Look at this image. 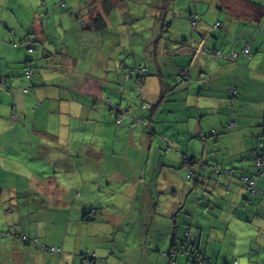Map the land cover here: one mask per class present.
Instances as JSON below:
<instances>
[{
    "label": "crops",
    "instance_id": "1",
    "mask_svg": "<svg viewBox=\"0 0 264 264\" xmlns=\"http://www.w3.org/2000/svg\"><path fill=\"white\" fill-rule=\"evenodd\" d=\"M53 1L56 4L50 10L48 0H0V217L11 209L6 204L15 207L19 198L34 199L31 202L62 213L68 231L73 211L78 222H91L88 215L100 210L99 205L116 208L113 197L117 195L130 208L95 215L93 222L105 221L100 224L111 229V237L120 224L125 230L122 220L134 215L137 204L139 214L133 220L142 236L149 232L151 238L147 249L138 242L130 254L120 245L121 257L108 249L115 245L101 249L95 254L104 259L102 264L143 263L144 251L157 252L160 240L168 239V250L181 244L185 224L189 225L187 240L198 243L200 254L195 255L202 259L214 264H264V157L258 175L253 156L242 163L235 160L237 155L250 154L255 139L264 138L263 0H197L201 8L192 5L176 24L166 22V4L175 0L162 4L151 0L157 21L142 44L141 56L150 62L144 65L149 74L140 93L127 75L137 65L113 58L106 50L113 44L126 58V51L108 37L107 30L115 12L134 13L133 0H64L63 9L60 0ZM165 5L166 16L161 20ZM51 11L58 24L54 34L48 31ZM191 13L195 28L189 21ZM97 14L103 26L93 21ZM175 14L179 15L173 10ZM192 39L202 49L196 58L186 46ZM146 44L151 48L146 49ZM244 44L253 52L248 61L226 64L204 51L239 50ZM178 46L185 49L178 50ZM161 57H168L167 70L160 64ZM179 66L188 71L179 74ZM161 69L166 70L164 79ZM162 86L167 87L163 97ZM231 88L238 91L234 99L228 94ZM107 103H120L133 119H145L143 132L136 133L137 142L132 143V132L117 133L120 126L115 127ZM149 111L155 125L147 122ZM232 111L238 114L236 132L225 128ZM97 120L110 128L108 146L106 137L102 139L96 131ZM25 125L30 128L25 130ZM202 137L207 140L203 142ZM176 147L207 162H217V156L224 153L227 158L218 161L219 167L248 165L243 173L255 180L258 196L248 199L237 178L214 174L212 180L196 175L198 181L183 184ZM209 168L194 167L196 172ZM235 171L239 176L241 171ZM18 172L19 183L14 180ZM165 183L175 189L173 198H166L171 192L165 194ZM105 199L111 201L109 207L103 205ZM239 228L250 234L247 240L239 238ZM178 256L192 264L186 253L180 251Z\"/></svg>",
    "mask_w": 264,
    "mask_h": 264
},
{
    "label": "rangeland",
    "instance_id": "2",
    "mask_svg": "<svg viewBox=\"0 0 264 264\" xmlns=\"http://www.w3.org/2000/svg\"><path fill=\"white\" fill-rule=\"evenodd\" d=\"M196 2L197 0H175L174 2H169V4L167 3L166 5L169 6V14L166 17V22L169 23V21H173L174 24L178 23V18H184L185 16H187L189 8L192 9V5H195ZM67 3H69V1H67L66 4ZM162 3L163 0H161V4ZM54 4H56L55 1L48 0L50 10H52V8L55 6ZM59 5L61 6V9H63V6L65 4L63 2V5ZM166 5L164 10L162 11L161 20H164V17L166 16ZM131 6L134 13L126 12L125 14H122L121 12H115L113 17L109 20L107 30L108 37L112 39L115 44H119L118 46L122 47L126 51V58H124L125 53L121 51V48L119 50H116L113 44H110L106 48V50L107 53L113 56V58H123L124 62H127L129 65L136 64L138 66L142 65L143 62H150L149 59L142 58L141 50L143 42L152 35L153 24L157 21V19L152 15L153 6L151 0H133L131 1ZM196 6L197 8H201V5L199 3H197ZM173 10L178 12L179 15L175 14L173 16ZM215 14L220 15L217 12ZM55 18L56 17H54V13L51 11L49 13L48 31L53 34L54 27L58 26V24L55 22ZM59 20L60 14H58V21ZM220 20L222 23L226 22L224 18H220ZM215 26H217V24ZM168 62V57H161L160 64L161 66H166V70ZM83 63L84 62L82 60V64ZM113 66L114 64L110 63L108 69L112 70ZM166 70H160L162 79H164L166 75ZM160 114L163 118L164 111ZM168 116L169 115L166 114V118ZM101 122L98 121V123L96 124V131L102 136V139L106 137L107 140L105 142V146H108V135L111 134L110 128L107 124ZM135 122L138 123H134L132 125L131 122H129L128 124H125V121L120 122V127L118 126L120 130L118 129L117 132L118 134L123 135L125 134V132H127L128 134L132 132V143L137 142L138 139L136 137V133L141 132V130L143 132V127H145V125L141 124L143 126L142 127L138 120H135ZM28 128H30V125H25V130H27ZM129 128H131V130ZM117 143L120 146L122 140L118 138ZM38 165L42 168L40 164ZM40 167H38V169H40ZM34 168L35 166L33 167V170ZM19 175V172L16 173V178L14 179H17V183L20 182ZM165 188L166 190H170L167 183H165ZM101 190H105V188ZM110 190L115 192L114 189ZM145 190L148 191L146 192L149 195L147 186ZM124 192H126V189L124 190ZM96 196H98L96 199H99V195L96 194ZM33 197L35 196H32L31 198ZM37 199L39 200V197ZM113 199H115L116 201V208L114 210H109L99 205L100 210H93L96 215H113L115 213L125 211L126 206L130 208V203H127V201L123 197L115 195ZM31 200L34 199L26 200L19 198L18 203L15 205V207L6 204V207H9L11 209L8 213L0 217V264H80V254L91 255L92 253L96 252L100 254V250L104 249L107 246L115 245V247H108V249L115 250V254L118 257L122 256L119 248V246L122 244H124V250L127 251L128 254H130L131 250L137 246L138 242H143L145 244V249L148 248V246H146V243H148L151 238L150 233L146 232L142 236L141 231H138L139 224L136 220H133V217L139 214V206L137 204L133 206L135 207V209L133 210L134 215L130 219L122 220V225L125 227V230L120 229V224V228H115L113 235L110 237L108 236V234L111 233V229H107L104 224H100V222H102L103 220L94 222H78L77 219H74L77 215L76 211H73L71 213L69 228L68 231H65L64 221L61 220V217L63 215L62 213L55 211L52 207L46 204H43V206H39L35 204L36 202H31ZM110 204L111 201H109V199H105V201H103V205L109 207ZM103 222L105 223V221ZM240 226L243 227L244 224H240ZM252 231H255V229H252ZM249 235V233H246L241 229L239 238H241V240H247ZM23 236L28 239L35 238L34 243L32 242L24 244L22 242ZM152 238L154 237L152 236ZM108 239H110V241ZM254 242L256 243V241ZM76 246H78V248H76ZM157 247V252H147V250H145L143 254V263L139 264H167L168 257H165L164 253L168 251V239L160 240ZM109 253L110 252L107 251V253H105V256ZM100 257L101 256L98 255L97 259H100ZM181 259L182 258L178 256L175 264H186L185 260L183 259L182 261ZM127 264H131V261H128ZM240 264L247 263L241 262Z\"/></svg>",
    "mask_w": 264,
    "mask_h": 264
},
{
    "label": "trees",
    "instance_id": "3",
    "mask_svg": "<svg viewBox=\"0 0 264 264\" xmlns=\"http://www.w3.org/2000/svg\"><path fill=\"white\" fill-rule=\"evenodd\" d=\"M63 2L64 0H60V4L63 5ZM263 3H264V0H263ZM257 4V6H260L262 5V3H260V5L258 3H255V5ZM162 17V15H161ZM189 21H190V24L192 26V28H195L196 27V18H195V15L194 14H190L189 15ZM98 26H103L104 25V21H103V18L102 16L100 15H96V17L94 18L93 20ZM195 21V22H194ZM80 26H84V21L80 19ZM194 22V25H192ZM219 25V23L217 24V26ZM215 26V27H217ZM262 40V38H261ZM264 41V40H262ZM187 47L190 48V50H192V53L194 55V58H196L198 56V52L199 50H202V49H197V46H196V43L194 41V39L192 40H189L188 44L186 45ZM146 49L148 48H151V45L150 44H146L145 45ZM248 48V50L245 52V48ZM29 48V47H28ZM178 50H183L185 49L184 47H181V46H178L177 47ZM206 54H209L211 55L212 57H214L215 59L217 60H220L226 64L228 63H235V62H241V61H248L249 59H251L252 57V48L250 47L249 44H244L241 46V48L239 50H229L227 52H223L221 50H217V49H206L204 50ZM150 52H148V56L150 55L149 54ZM182 61H184V58L182 56ZM184 65V62H180ZM144 64L142 65H139V66H136L135 68H130L128 70V77L129 78H132L135 82V86L136 88L139 90V93L141 92V86L144 87L143 85V81L144 79L146 78V76H148V71H147V67L144 66ZM180 67V66H179ZM181 71L179 72V74L181 72H184V71H188L187 68L185 67H180ZM165 92H167V87L162 86V97L165 94ZM229 96L231 99H234L238 96V91L234 88H231L229 91ZM164 94V95H163ZM139 99H141V95H139L138 97ZM161 100V99H160ZM122 101V100H121ZM160 102V101H159ZM108 105V108L110 110V112L114 115V125L116 128L120 125V122H124V121H127L128 123L131 122L132 125L134 124L135 120H133L132 116L129 114V111L127 110V108H123L121 107V104L120 103H116L114 106H111V104L107 103ZM146 107L143 106V109H145ZM152 114L153 113H150V111L148 112L147 114V122L148 124H152V125H155V123H153V117H152ZM154 115V114H153ZM156 116V115H155ZM237 112L236 111H232L231 114H230V119L228 121V123L226 124V129L227 130H230L233 132H236L237 131ZM138 123V122H136ZM139 123L140 125L144 123L146 124V121L145 119H140L139 120ZM226 132V131H225ZM214 133V131H213ZM203 138V137H202ZM207 139H205V137L203 138V142H205ZM255 145L253 146L252 144V147L250 149V154L249 155H237L235 158L236 160V163H242L243 160H247L249 161L250 160V157L253 156V167L255 169V173L256 175L260 174L261 173V167H262V161H263V157H264V146H263V143H264V138L262 140H257L255 139ZM171 148H174V147H171ZM176 150L180 153V156H181V164L178 165L177 169L180 167V168H185V170L182 168L181 170V176H180V179H181V182L183 184H186V182H196L198 181V178L197 176H203V177H206L207 180H212L214 179L215 177H213V174L218 176V177H226L228 180L230 179H236L239 181V183L245 188L246 192L250 195L248 199L250 198H255L257 196H252V194H250V192L246 189V185L249 184L250 181H255L253 178L249 177L248 175L244 174L243 170L248 168V165H246L245 167H231V168H228L227 166H222V167H219L217 165L218 161L220 160H223L224 159V153H220L218 156H217V162H207L205 157H201V156H197L195 155L193 152L191 154H186V152H183L181 151L178 147H176ZM227 158V157H225ZM204 164V165H203ZM204 166H208L210 167L209 169H205V170H199L198 172H196V170L194 169V167H198V168H202ZM249 169V168H248ZM235 170L237 171H241L239 172V176H236L235 175ZM46 172H49V171H46ZM245 173H246V170H245ZM197 175V176H196ZM244 179H247L248 181H244ZM181 183V184H182ZM256 186V185H255ZM175 189H171V190H165V194L168 193V192H171V193H168L166 194V198H170L172 197L173 198V194L175 191ZM181 190V189H180ZM228 190V188H227ZM164 196V195H163ZM169 196V197H168ZM168 199H165L166 201ZM163 201L164 203H166V201ZM97 211L99 210V208H96ZM95 215L96 213L92 210L91 213L88 215V220L90 221H93V220H96L95 218ZM184 227L186 228L183 232L184 234V239L180 242L181 244H179L178 246H173L171 247L166 253H164V256L165 257H168L167 259V264H175L174 261L177 260V257L173 256V255H179L180 252L178 251V249H181L183 250L184 253H186L187 255H189L188 259H191L189 260L192 264H214L212 263L210 260H208L207 258L205 259H202L200 255H195V254H200L198 253L199 252V246H198V243H196V241H191L189 242L187 239H188V232H189V225L188 224H185ZM182 234V235H183ZM34 240L35 238H26L25 236L22 237V242L24 244H28V243H34ZM175 240V239H174ZM176 242V241H175ZM191 243V244H190ZM148 246V245H147ZM185 250V251H184ZM202 255V254H201ZM98 256H96L95 253H92L91 255H88V254H84V255H80V261H81V264H102L101 262L103 261L104 262V259H97Z\"/></svg>",
    "mask_w": 264,
    "mask_h": 264
},
{
    "label": "built area",
    "instance_id": "4",
    "mask_svg": "<svg viewBox=\"0 0 264 264\" xmlns=\"http://www.w3.org/2000/svg\"><path fill=\"white\" fill-rule=\"evenodd\" d=\"M195 22V21H194ZM194 22L192 25H194ZM248 50V48L246 47L245 48V52ZM263 146H264V143H263ZM244 181H248L247 179H244ZM249 182V181H248ZM246 189L250 192V194L252 195H256L257 194V190L255 188V185H254V182L253 181H250L249 184L246 185ZM174 257L177 256V255H173Z\"/></svg>",
    "mask_w": 264,
    "mask_h": 264
},
{
    "label": "flooded vegetation",
    "instance_id": "5",
    "mask_svg": "<svg viewBox=\"0 0 264 264\" xmlns=\"http://www.w3.org/2000/svg\"><path fill=\"white\" fill-rule=\"evenodd\" d=\"M254 185H255V182H254ZM255 188H256V190H257V194L256 195H254V196H257L258 195V189H257V187L255 186ZM253 196V195H252Z\"/></svg>",
    "mask_w": 264,
    "mask_h": 264
},
{
    "label": "water",
    "instance_id": "6",
    "mask_svg": "<svg viewBox=\"0 0 264 264\" xmlns=\"http://www.w3.org/2000/svg\"><path fill=\"white\" fill-rule=\"evenodd\" d=\"M179 250V252L181 251V252H183V250H181V249H178ZM185 251V250H184Z\"/></svg>",
    "mask_w": 264,
    "mask_h": 264
}]
</instances>
